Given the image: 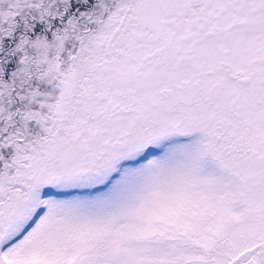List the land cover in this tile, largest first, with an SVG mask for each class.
I'll return each instance as SVG.
<instances>
[{"label": "snow or ice", "instance_id": "6c2138e0", "mask_svg": "<svg viewBox=\"0 0 264 264\" xmlns=\"http://www.w3.org/2000/svg\"><path fill=\"white\" fill-rule=\"evenodd\" d=\"M0 264H264V0H0Z\"/></svg>", "mask_w": 264, "mask_h": 264}]
</instances>
